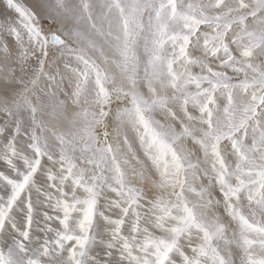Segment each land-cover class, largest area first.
<instances>
[{
    "label": "snow or ice",
    "instance_id": "obj_1",
    "mask_svg": "<svg viewBox=\"0 0 264 264\" xmlns=\"http://www.w3.org/2000/svg\"><path fill=\"white\" fill-rule=\"evenodd\" d=\"M0 264H264V0H0Z\"/></svg>",
    "mask_w": 264,
    "mask_h": 264
},
{
    "label": "rangeland",
    "instance_id": "obj_2",
    "mask_svg": "<svg viewBox=\"0 0 264 264\" xmlns=\"http://www.w3.org/2000/svg\"><path fill=\"white\" fill-rule=\"evenodd\" d=\"M25 2H26V0H25Z\"/></svg>",
    "mask_w": 264,
    "mask_h": 264
}]
</instances>
